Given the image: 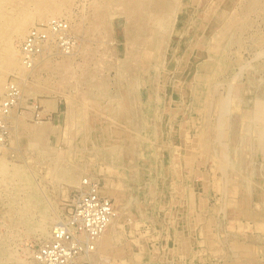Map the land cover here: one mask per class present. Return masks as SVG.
I'll return each instance as SVG.
<instances>
[{"label":"rangeland","instance_id":"obj_1","mask_svg":"<svg viewBox=\"0 0 264 264\" xmlns=\"http://www.w3.org/2000/svg\"><path fill=\"white\" fill-rule=\"evenodd\" d=\"M91 1L92 0H89L88 1L89 3H88L87 0H83V1L74 0L71 6H69V8L67 7L66 8L67 10L64 11L67 16L70 13L69 16H70V19H72L71 24L73 26L72 27L73 32L71 33L72 35L68 32L73 41L72 43L73 47L69 53L73 51L74 47L76 49V46L78 44L77 49L76 50L74 49L75 52L73 51L74 55L71 56L70 63L72 66L71 69H72L73 74L65 75L63 81L60 80L59 76L61 74V71H59L58 67L61 66L62 63H64L66 60H64L65 58H59L57 56L60 53L59 46H52L54 50L52 51L51 59L45 61V62H48L46 63V66L41 70H40V66L39 68L37 67V69L34 70L35 72L31 76H29V77H32V79L29 80V83L30 85H32V87L29 85L31 88H26V89L28 91L34 92L35 95L27 96L26 94H23L22 104L19 107H17L16 110H14L16 114L12 113L11 119L9 120V122H7L11 131L9 132V135H8L9 138L6 143L5 150L3 151L0 150V161L5 160L8 169L9 168L11 169L12 166L13 167L18 166L22 168L25 174L29 176L30 180L36 187L38 197H39V203L36 206L31 207L29 214L31 216V219L33 218L32 221H35V220H36L35 222L44 221L45 230L47 231L46 232L47 235L42 236L40 232L38 231L36 232L35 230H28L26 229L25 226L18 224V223L16 224V227L11 229L12 230L11 231V230H8V228L2 226L3 221L2 219H0V225L2 223L1 225L2 227L0 226V241L3 243V247L8 250L7 254L11 259V261L9 263L7 262V264H22V261H24V263L26 262V263L35 264L33 261H31L30 259L31 257H27L25 253L31 252L30 254L32 253L34 254V252L39 248L41 244L47 242L50 239L52 230H54L56 225L62 222L64 218L67 216V212L69 208L71 207L70 205L75 197V194L77 193V189L79 188L78 183L80 179L84 180V178H89V177L98 179V178L105 177V176L113 177V178L116 177L123 184L121 188V192H119L120 189L118 191L120 194L119 195L120 200L123 201L122 203H119L122 205V208L118 212L116 211L117 214H116V217H114V219L119 218V221H117V223L115 222L116 223L115 224L116 226L115 238L116 239L118 238V239L115 240L114 238L113 245L111 247V252H100L99 250L97 251L95 250L94 253L92 254L91 264H177V262L174 261L175 259L173 260L171 256L172 254L170 252L174 248L173 234H174L175 226L177 224L176 219L174 218L177 215L176 206H173L172 203L170 202L171 198H170L169 186H168L172 182L171 180L173 179L172 171H171L170 155L173 153L174 154L182 153L181 151H182L183 142L187 139L194 140L196 134H198L199 131L200 132L203 131L204 129L203 123H207L209 125L215 124V122L217 121L215 120L216 117L217 118L219 117L218 110L215 109L217 99L227 97L228 90L231 85L232 86L234 85L243 86V85L248 84L249 79H250L248 73H249V70H251L252 68H253V71H254L253 74L256 80L254 82L255 83L254 92L250 96L258 100L264 99V0H260V4L259 6H257V9L253 13H249V14H246L245 12H243V9H245L246 5L248 4L247 0H242V1L241 0H228L230 7H231V12H232L230 18L234 19L236 22H238V24L242 23L244 27L240 31H238L237 29L232 30L231 34H233L232 37H234V42L233 44L229 45V47H227L226 51L228 50V48L229 50L224 53L225 58L227 57L226 60L228 61V66L225 68V70L222 69V71H220L219 74L214 75L213 76L214 78H211L210 83L213 82L216 84H211L212 86L206 87L205 83L202 81L204 80V77L207 74H205V72L197 71L198 76L202 77V80L199 79L201 80L202 84L197 85V82H199V80L193 81V83H195L194 84L195 95L198 96L200 100H203L205 95H207L208 93L212 94L211 96L208 94L210 96L208 97L211 99V102L213 103H211L210 107L206 110L203 107L201 108L198 107V110L191 112L189 114L187 113V110L191 108L190 107L188 108V106L187 107L185 106V105L190 104L188 102L189 98L187 96V93L189 91L188 90L189 87L187 85L190 82V77L193 76L194 74V71H193L194 69L191 68V71L185 72L186 74L184 73L185 76H183L185 78H182L181 79L182 81L179 84L177 81L179 68L176 67V64L174 61L176 59V56L180 55V53L183 52L185 48H189V45L191 43L190 40H191L192 33L189 32L190 34L189 35L187 32L189 30L190 24L193 23L194 25L198 26L199 23H201L202 20L205 19V17L208 20L209 19L213 20V16L211 15L210 10L208 9L207 0H197L198 3H196L195 6L192 5L191 10L188 13H187V9H185V12L179 16L178 20L176 21L174 25L172 33L169 35V40L174 48L169 50L168 52H165L164 55H165L166 61L170 64L169 70H168L169 81L171 84H174V86L179 87L181 90H184L186 92L184 94L186 95L184 96L186 101L179 99L178 95L176 94L174 95V93H171L168 90L165 93L160 94L162 111L164 110L163 113L171 112L168 104L174 101L176 105H178V107L174 109V112L177 111L178 113H176L175 116L173 115V113L170 116L163 115L161 116L160 119L157 120L156 118L153 117L155 107H154V103L152 102V99L151 101H147L148 103H150L149 105L140 106L138 101L135 100L133 95L128 97L126 100L123 98V100H125V103L127 104L132 103L130 108L133 111L132 116L134 118H132L130 125L125 124V121L124 123H121L120 125L125 126V127L128 126L129 130L131 128H141L143 130L148 131L150 129V131H152L153 129L151 126H155V124H157L160 126L159 134H161L157 141L156 139H154L155 137H152L151 145L143 146L140 143H138L137 141L138 139H136L133 142L134 146L132 145V148L134 150V153L132 156L135 160L136 166H138L140 163H145V164L151 163L154 168L150 172H146V173L139 172V173H134L130 176L126 174L124 175L122 172L120 174H116L114 173L115 171H112V170L110 171L108 169L106 170L104 166L105 161L94 159L95 157L94 151H93L94 146L93 145L90 146V144H84V143L80 144L79 143L85 131L84 127L82 126L80 122V120L82 121V117H83L82 113L80 112L82 111L80 108L79 110L77 107H75L73 111L75 113V115L73 116V122L69 119V116H67L70 110V105L72 103L70 99L71 98L72 100L79 99L81 94L88 92L86 90V84H85L86 81L79 74L81 72V69L85 67L84 62L86 61L88 62L86 63L88 64L87 66L90 69L92 68L97 69L96 78L94 79L98 81L99 79H103L106 82L107 88H109L108 94L110 97L116 96V92H118L117 91L118 87L125 86L126 85L125 83H129L127 79L118 80L117 75H115L117 71V61H123L125 59L126 37H125V29H124V26H125L124 19L122 16L118 14L119 13L118 8L110 6L109 11L110 13L113 14L114 17L110 21L104 24V27H105L104 31L102 30L101 32H94L91 23H92V18L95 15V11L91 6ZM218 1L219 0H212L209 2L216 4L218 3ZM81 3L83 4L84 7L82 6ZM68 11L70 12L68 13ZM65 14H64V17L62 16V19L64 20L68 18L67 16H65ZM114 14H117L116 17ZM54 19H57V18H54ZM247 23L249 25H247ZM43 24L44 22L38 24V22L35 21L32 27L31 28L29 27L27 30L30 31L31 29L35 28L33 26H39ZM76 25H79V28H77L79 29V32H78L79 34L78 33L76 34ZM101 36L103 38H101ZM74 37L80 41H77L76 39L74 40ZM24 38L25 37H23L22 39H17L14 36L11 37L12 46H14L13 47L14 50H18L19 52L20 44ZM78 42L79 43L83 42V43L79 44ZM209 43H210L209 45L213 44L212 41H210ZM100 44H102L103 46L101 47ZM180 44H182V46ZM86 49L88 51L90 50L91 52L88 53ZM230 54L232 55L234 54V55L232 56ZM90 57L92 58L91 61L88 60V59H91ZM234 60H236V62ZM99 63H100V66H99ZM221 76L223 77V80ZM13 78L14 76L12 74H8L6 76L5 82L12 81V80L15 81V79ZM232 78H233V81H231ZM181 83L183 84V86ZM153 84L155 83L151 79L146 86V89H148V91L151 93H153L154 91L153 87L155 85ZM36 85L46 86V88L50 90L48 89L42 90V91L40 90L41 92H39V90H35L33 88ZM54 87H56L57 90ZM67 87L69 88L67 89ZM46 92L48 94H46ZM221 92L222 93L224 92V93L222 94ZM0 98H1V95H0ZM64 99L66 100V102ZM46 104H49V105L51 104V105L48 107ZM56 105L58 108V112L56 114H52V112H49V111H54ZM28 106H31V107L35 106L37 112L40 113V119L38 121L33 120L32 118L33 112L32 111L30 112L27 109ZM233 106L231 107V109L229 110V112L227 113L225 117L226 119L225 120L226 138L223 139L224 142L222 141L223 143L222 145L223 146L225 145L226 149L228 148L229 150L227 151H228V156L230 157L229 159L231 160L230 168H229L230 170L227 171L228 173L226 172V174H222L219 170H216L214 168H212L213 169L212 170L211 169L212 163L210 162L212 161L211 160L212 158L210 157L206 159L205 165H202V166H197L191 163L187 171L189 173L188 178L184 179L180 183L185 188H188V185L191 183L197 184L200 182H206L205 205H206V209L208 210V212L203 214L202 220L200 219L196 221L194 220L193 222V223L196 222V224L194 225L196 227L195 232L197 235L194 236L195 242H193L191 238L189 239V241H191V244H192V247L189 248V252H182L184 254V255L182 254L183 256H185V253L187 254L186 257H184V261H186L185 264H238V263L239 264H264L263 262L264 260L261 258L262 255L264 254V233L261 229L260 230L257 229L258 223L264 222V206L260 205L261 206L260 207L258 205L259 203H256V202L262 201L264 198L262 200L258 199V197H255V195L251 193L249 194V192L246 193L244 192V190L242 191L241 188H237L239 187V183L237 179L242 178L248 173L250 174V172L256 179H261V177L264 176V164H262L258 160L252 161L250 159L248 160L249 163L247 162L246 155L248 154V152L251 150L252 147L250 145L244 144L243 141L241 142V139L243 140V138L245 139L248 138L250 141L252 140V138L254 139L256 137L255 135L256 127L253 124L248 123L246 120L242 118V113L245 112V110H247L246 107L239 108L238 105H233ZM46 109L47 111H45ZM86 112H87L86 114L87 128L90 129L93 127L96 130H99V128H101L104 122L100 121L98 117H96L95 115H92L91 113L89 114L88 113L89 111H86ZM27 114H31V116L29 117ZM228 116H230L231 118ZM15 118H18L17 120H20V119L23 121L25 120L24 123L22 122L23 124L19 125L21 128L17 127L16 129L14 127L13 125L14 121L12 120H14ZM231 119H233V121ZM200 122L202 123L200 124ZM33 123H38V124H33ZM178 124L180 125V127H177ZM42 125L45 126L46 133L43 136L40 135L38 140L35 138L33 139L30 138L31 133H34L35 129ZM122 126L121 128L123 129L124 127ZM252 130H254V132ZM185 134L187 135V139H186ZM69 136L71 138H69ZM236 138H238L239 140ZM28 139H31V140H28ZM154 142H157V143H154ZM31 144H34L35 147H33ZM69 145H70V149H67L69 148ZM60 148L62 152L60 151ZM220 148H221L220 145L217 143L213 145V150L216 149L217 153L219 152ZM233 150H236V151L233 152ZM64 153L65 154L70 153L69 163L71 164L74 163L73 165L75 166V168L68 169V164L65 162H61V164H64V165L60 164L57 167L54 166L55 158L58 157L60 154H64ZM75 153L76 154L79 153L81 157H77L79 155H75ZM232 154H234V156ZM88 158H89V161L87 160ZM84 163L88 164V169H87L86 174L83 172V169H82ZM128 163H130L131 165L134 164L132 160L130 159L128 160ZM250 166L251 167L253 166V168H251ZM55 171L57 173H61L62 175V177L58 180L56 179L54 180L52 177V174L50 173V172L53 173ZM232 171L235 173H233ZM197 172L198 173L200 172V174H202L203 176L197 175ZM146 174H149V175H146ZM146 176L149 179L150 184H152V187L157 185V183L161 185L160 189H162V192H160L159 194H162V195L159 196L160 198L159 201H156L157 199L153 201V199L150 196L151 193H149L148 191L144 189H140V190L137 189L139 186L135 185V183L141 182L142 178ZM198 177L199 179H197ZM69 179H72L73 182H70ZM222 180H223V183H226L229 180L228 182L232 184L231 186L234 187L236 191L235 192L236 194L234 193L233 198L240 199L239 204L241 203L240 205L243 208L241 206H239V208L241 207L240 209L245 210L244 216L241 218L239 217L240 219L239 224H236V222L233 221L234 216L232 215V213H235V212L230 211L231 206L228 208V206L224 203L225 201H224L223 194H221L215 187V183L222 184ZM188 182H191V183H188ZM62 190H65V191H62ZM127 196L128 197H138L139 204L138 202L131 203ZM103 198H106L111 203V205H113L115 202V199L112 197H109V198L103 197ZM155 202H160V203H157L156 205ZM138 209L142 211L143 215H141L140 213H139L140 215L138 214V211H139ZM41 210L44 211L43 214H41ZM54 215L55 217L56 216L57 217L55 218ZM52 218H54L55 220L49 224V220ZM216 226H219L220 229L218 227L214 228ZM203 227H205L204 231H208V234L211 236V239L213 240V242L217 243L218 245L217 252L208 251L207 245H206V242H208V239L206 236L200 235L201 229ZM4 229L6 231H4ZM22 232H26L27 234L29 233L28 234L29 236L26 233H23L24 234L23 235ZM145 232H146V235H144ZM242 232L246 234L247 236L244 235ZM234 242L241 243L242 245L244 244L245 245L252 244L253 246L255 245L254 247L257 249L258 252H255L254 254H252V256H250L251 255L250 254L249 256L245 258L239 253L235 252V249L232 248ZM6 245H8L7 248H6ZM140 245H142L143 247ZM220 245L222 246L220 247ZM199 249H201L200 252H195V250H199ZM199 258H201L200 262L198 261ZM87 262H88L87 260L85 259L83 260L84 264H90L89 262L88 263Z\"/></svg>","mask_w":264,"mask_h":264},{"label":"bare ground","instance_id":"obj_2","mask_svg":"<svg viewBox=\"0 0 264 264\" xmlns=\"http://www.w3.org/2000/svg\"><path fill=\"white\" fill-rule=\"evenodd\" d=\"M88 1L89 0H87V2ZM209 1H212V0H207V2H208V9L210 10L211 15L213 16V20H210V19L208 20L204 16L205 19H203L202 22L199 23L198 26L191 23L189 26V30L187 32L188 34H189V32L192 33L191 40H190L191 43L189 45V48H185V50L183 52H181V50H180V52H181L180 55L176 56L175 61L172 60L175 62L176 67L179 68V72H178V76H177V81L179 84L182 81L181 79L185 78V77H183L186 74L185 72L191 71V68L194 69L193 70L194 74H193V76L190 77V82L187 85L189 87V89H188L189 91L187 93V96L189 98L188 102L190 104L185 105V106L186 107L188 106V108L189 107L191 108V109L187 110L188 114L198 110V107L199 108L203 107L206 110L210 107L211 103H213V102H211V99L209 98L212 94L208 93L210 96L208 94L205 95L203 100H200V98L195 95V91H194V84L195 83H193V81L199 80V79L202 80V77L198 76V72L200 71V72H205V74H207V75H205L204 80L202 81L205 83L206 87L212 86L211 84H216L213 82L210 83L211 78H214L213 77L214 75L219 74L220 71H222V69L225 70V68L228 66V61L226 60L227 57L225 58L224 53L229 50V48H228V50L226 51L227 47H229V45L233 44V42H234V37H232L233 34H231L232 30L237 29L238 31H240L244 27V25L242 23L238 24V22H236L234 19L230 18L232 12H231V7H230L228 0H219L218 3H216V4L211 3ZM247 1H248V4L246 5V8L243 9V12H245L246 14L253 13L257 9V6H259L260 0H247ZM73 2H74V0H0V95H1V98L5 97V92H6L5 89H6V83H7V82H5V79H6V76L8 74H12L14 76L13 79H15V83H16V85H18V87L20 89L22 98H23V94H26L27 96L35 95L34 92L28 91L26 89V88L32 87V85H30V83H29V80L32 79V77H29V76H31L35 72L34 70L37 69V67L39 68V66H40V70H41L46 66V63H48V62H45V61L51 59V55H52L51 52L53 50V47L52 46L49 47V45L47 43H48L49 39H52L54 37H59V34H56L54 36V34L48 33V40H46L44 42V45L46 46L45 51H43L41 54H39L37 56V58L33 59V61H35V62L30 67L24 66L21 63L22 59L20 57V53L18 52V50H14V48H13L14 46H12L11 37L14 36L17 39H22L23 37H25L28 34L29 31L27 29L29 27L31 28L35 21H37L38 24L44 22V25H45L49 21L54 20V18L58 19V18H62V16L64 17V14H65L64 11L67 10L66 8L67 7L69 8V6H71V4ZM196 3H198L197 0H99V1L92 0L91 1V6L95 11V15L93 16L92 23H91L94 32H101L102 30L104 31L105 30L104 24L106 22L110 21L114 17L113 14L110 13V11H109L110 6L118 8L119 9L118 14L120 16H122L124 19V24H125L124 29H125V37H126L125 59L123 61H117L116 60L117 61V71L115 70L116 71L115 75H117L118 80L127 79V81H129V83H125L126 84L125 86L118 87V89H117L118 92H116V96L110 97L108 94L109 88H107L106 82L103 79H99V81L94 79V78H96L97 69L96 68L90 69L87 66L88 62L87 61H86L87 63L84 62L85 67H83L82 69L80 68L81 72L79 74L86 81L85 82L86 90L88 92L81 94L79 99H76V100H74V99L72 100V98L70 99V101L72 103L70 105V110H69V113L67 114V116H69V119L73 122V116L75 115V113L73 111H74L75 107H77L78 109L80 108L82 110L80 112L82 113L83 117H82V121L80 120V122H81L82 126L84 127L85 131H84L83 137L81 138V141L79 140L80 141L79 143L80 144L81 143L90 144V146L93 145L94 146L93 151H94V156H95L94 159L100 160V161H105L104 166H105L106 170L108 169L110 171L111 170L115 171L114 173H116V174H120L122 172L124 175L126 174V175L130 176L134 173L150 172L154 168L151 163H146V164L140 163L138 166H136L135 160L132 156L134 153L132 145L136 139H138L137 140L138 143H140L143 146L151 145L152 144V142H151L152 137H155L154 139H156V141H157L159 139V136L161 135V134H159L160 126L155 124V126H151L153 129L152 131H150V129L147 131V130H143L141 128H131L129 130L128 126L125 127V126L120 125L121 123H124V121H125V124L130 125L132 118H134L132 116L133 111L130 108L132 103L127 104V103H125V100L128 97L133 95L135 100L138 101L140 106H143V105L147 106L150 104L147 101H151V99H152V102L154 103V107H155L153 117L156 118L157 120L160 119L161 116H163V115L170 116L173 113V115L175 116V114L178 113L177 111L174 112V109L176 107H178V105H176L175 101L168 104L171 112H169V113L164 112L163 113L164 110L162 111L160 94L165 93L168 90L169 92L174 93V95L175 94L178 95L179 99H181L183 101L185 100L184 96H186V95H184L186 93L184 90H181L179 87H176V86H174V84L170 83L169 78H168V70H169L170 64L166 61L164 53L168 52L169 50L174 48L172 46L170 40H169V35L172 33L174 25H175L176 21L178 20L179 16L185 12V9H187V13H188L191 10V6L192 5L195 6ZM82 6H83V4H82ZM87 6H89V5H87ZM69 12L70 11H68V13ZM69 14H68V16L65 14V16L68 17L65 20L68 24V32L71 34L73 32V29H72L73 26L71 24L72 19H70ZM114 15L116 17L117 14H114ZM114 24H115V22H114ZM79 25H76V34L79 32V29H77V28H79ZM247 25H249V24L247 23ZM39 26H41V25H39ZM33 27L36 28L38 26H33ZM81 32H83V31H81ZM102 35H104V34H102ZM95 36H97V35H95ZM178 36H180V35H178ZM101 38H103V37L101 36ZM75 39L77 40V38L74 37V40ZM77 41H80V40H77ZM210 41H212V43H213L212 45H209ZM100 45H101V47L103 46L102 44H100ZM180 45L182 46V44H180ZM77 47H78V44L76 46V49H77ZM63 48H64V51L60 52L57 55L59 58H65L64 60H66L64 63H62L61 66L58 67L59 71H61V74L59 76L61 81H63L65 75L73 74L72 69H71L72 66H71L70 62H71V56L74 55L73 51H74L75 47L71 53L66 52L65 47H63ZM239 48H240V46H239ZM90 52L91 51L89 50L88 53H90ZM43 53L46 55H44ZM80 53H82V52H80ZM230 55H232V54H230ZM53 56H55V55H53ZM95 56H97V55H95ZM85 57H86V55H85ZM91 57H92V55H91ZM115 57H116V55H115ZM82 59H84V58H82ZM88 60L91 61L92 58L88 59ZM82 61H84V60H82ZM234 61L236 62V60H234ZM99 66H100V63H99ZM75 67H76V65H75ZM76 70H78V69H76ZM73 71H74V69H73ZM253 73H254V71L252 68L251 70H249V73H248L249 78H250L248 84L243 85V86H239V85L232 86L231 85L232 82H231L230 83L231 86L229 87L227 97L217 99L215 109L218 110L219 117L218 118L216 117L215 120H217V121L215 122L214 125H209L207 123H203L204 124L203 131L202 132L199 131L198 134H196L194 140L187 139V135L185 134L187 140H185L183 142L182 151H181L182 153H180V154H178V153L174 154L173 153L170 155L171 171H172L173 179L171 180L172 182L168 186H169V193H170V198H171L170 202L172 203L173 206H176L177 215L174 218L176 219L177 224L175 226V230H174V234H173L174 248L172 249V251H170V250L169 251L172 254L171 256H172L173 260L175 259L174 261H176L177 264H185V262H186V261H184V257H186L187 254L185 253V256H183L184 254L182 252H189V248L192 247L191 241H189V239L191 238V240L193 242H195L194 236H196L197 234L195 232L196 227L194 225V224H196V222L193 223L194 220L195 221L199 220V219L202 220L203 214L208 212V210L206 209V205H205L206 182H200L197 184L188 182V183H191L188 185V188H185L180 183L184 179L188 178L189 173L187 171H188V167L191 163H193L197 166H202V165H205L206 159L210 158V157L212 158L211 159L212 161H210L212 163L211 169L214 168L216 170H219L222 174H226V172L228 170H230L229 168H230L231 160L229 159L230 157L228 156L229 150H228V148L226 149L225 145L224 146L222 145L223 144L222 141H223V139L226 138V132H225V129H226L225 120L226 119H225V117L233 105H238L239 108L240 107H246L247 110H245V112L242 113V118L244 120H246L248 123L253 124L256 127V131H255L256 137L254 139L252 138L251 141L248 138H246V139L243 138V140L241 139V142L243 141L244 144L250 145L252 147L251 150L246 155L247 162L250 159L252 161L258 160L262 164H264V99L258 100V99H255V98L250 96L254 92V89H255V83L254 82H255L256 78H255ZM151 79L155 83V84H153V85H155L153 87V89H154L153 93L149 92L148 89H146V86ZM201 80H199V82H197V85L202 84ZM222 80H223V77H222ZM71 81H73V80H71ZM231 81H233V78ZM218 82H220V81H218ZM222 85H224V84H222ZM225 85H226V83H225ZM27 86H29V87H27ZM182 86H183V84H182ZM219 87H220V85H219ZM33 88L35 90H39V92H41L42 90L48 89V88H46V86H38V85L34 86ZM50 88H52V87H50ZM54 88H56V87H54ZM68 88L69 87H67V89ZM213 88H214V86H213ZM30 90H32V89H30ZM48 90H50V89H48ZM56 90H57V88H56ZM52 92H54V91H52ZM226 92H227V90H226ZM210 93H212V92H210ZM46 94H48V93L46 92ZM216 94H217V92H216ZM54 95H55V93H54ZM59 95H60V93H59ZM61 95H62V93H61ZM123 98L125 100H123ZM256 98H257V96H256ZM65 102H66V100H65ZM134 103H135V101H134ZM46 105L49 107L51 104L50 105L46 104ZM55 109H56V107H55ZM14 110H16V109H14ZM14 110H12L10 112V114H8V122L11 119L12 113H15ZM86 111H89L88 112L89 114L91 113L92 115H95L96 117H98V119L100 121L104 122V124L102 123L103 125L101 126V128H99V130H96L93 127L90 129L87 128V126H86V114H87V112ZM182 113H183V111H182ZM134 114H136V113H134ZM27 115L29 117L31 116V114H27ZM211 115H212V113H211ZM81 116H80V118H81ZM142 116H144V115H142ZM228 117H230V116H228ZM17 119L18 118H15L14 120H12V121H14V123L13 122L12 123L16 129H17V127H20L19 125L23 124L25 121V120L23 121L21 119L20 120H17ZM156 119H154V120H156ZM200 119H201V117H200ZM231 120L233 121V119H231ZM201 123L202 122H200V124ZM33 124H38V123H33ZM121 126L124 127L123 128L124 130L121 128ZM177 127H180V125L178 124ZM145 128H146V126H145ZM148 128H149V126H148ZM126 129H128V130H126ZM239 129H240V127H239ZM248 129H250V128H248ZM252 131L254 132V130H252ZM15 132H16V130H15ZM45 133H46V128H45V126L42 125V126L37 127L35 129L34 133H31L30 138H32V139L35 138L38 140L39 136L40 135L43 136ZM14 134H16V133H14ZM8 138H9V136H8ZM69 138H71V137L69 136ZM228 139H229V137H228ZM236 139H238V138H236ZM28 140H31V139H28ZM154 143H157V142H154ZM216 143L219 144L221 147L219 149L218 153H217L216 149L213 150V145ZM11 145H13V144H11ZM31 145L33 147H35L34 144H31ZM172 147H174V146H172ZM166 148H167V146H166ZM215 148H216V146H215ZM67 149H70V145H69V148H67ZM73 149H75V148H73ZM174 149H176V148H174ZM0 150H2V151L5 150V147L0 146ZM60 151L62 152L61 148H60ZM234 151H236V150H233V152ZM69 154L64 153V154H60L58 157L55 156L56 158L54 161V166L57 167L61 164V162H65L68 164V169L69 168H75V166L73 165L74 163L73 164L69 163L70 162L69 161ZM75 155H79L77 157H81V155L79 153H77V154L75 153ZM232 155L234 156V154H232ZM13 156H14V154H13ZM236 158H238V157H236ZM129 159L132 160V162L134 163L133 165L128 163ZM150 159H152V158H150ZM87 160L89 161V158ZM61 165H64V164H61ZM251 168H253V166ZM52 169H54V168H52ZM82 169H83V172L86 174L87 169H88V164L84 163ZM240 169H242V168H240ZM232 172H231V174H232ZM50 173L52 174V177L54 180L55 179L58 180L62 177L61 173H57L56 171L53 173L52 172H50ZM233 173H235V172H233ZM146 175H149V174H146ZM197 175L203 176L202 174H200V172L199 173L197 172ZM49 176H50V174H49ZM260 177H261V175H260ZM84 179H86L85 180L86 182H88L89 184L94 186L93 190H95V193L99 197H107V198L112 197L115 199V202L112 205V207H113V210L115 213L114 217H116V214H117L116 211L118 212L122 208V205L119 204V203L123 202L122 200H120V197H119V195H120L119 192H121V188L123 185L122 182L116 177L113 178V177H106V176L98 178V179L97 178L94 179V178H90V177L84 178ZM197 179H199V177ZM221 179H222V177H221ZM69 181L73 182L72 179H69ZM82 181H83V179H80V181L78 183V187L81 185ZM192 181H193V179H192ZM228 181L226 183H223V180H222V184L221 183L220 184L215 183V187L221 194H223L224 201H225L224 203L228 206V208L231 206V210L230 209L229 210L235 212V213H232V215L234 216L233 221L236 222V224H239V220H240L239 217L241 218L244 216L245 210L240 209L242 207L240 205L241 203L239 204L240 199H234L233 198V195L236 191H235L234 187L231 186L232 184ZM237 181L239 183V187H237V188H241L242 191L244 190V192H246V193L249 192V194L251 193V194L255 195V197H258V199L262 200L264 198V176H262L261 179H256L252 175V173L250 172V174L248 173L245 176H243L242 178H238ZM74 182H76V181H74ZM75 185H77V184H75ZM135 185L139 186L137 188L138 190L144 189V190L148 191L149 193H151L150 196L153 199V201L156 199H157L156 201H159V199H160L159 196L162 195V194H159L160 192H162V189H160L161 185H159L157 183V185L152 187V184H150L147 176L143 177L141 182H136ZM213 187H214V185H213ZM119 189H120V191H119ZM62 191H65V190H62ZM0 194H1V196H0V219H2V221H3V225L1 223L2 226L8 228V230H11L14 227H16V224L18 223V224L25 226L26 229H28V230H35L36 232L37 231L40 232V234H42V236L47 235L46 234L47 231L45 230V222L44 221L35 222L36 220L32 221L33 218L31 219V216L29 214L31 207H34L39 203V197H38L36 187L34 186L32 181L30 180L29 176L27 174H25V172L22 168H20L18 166L17 167L12 166L11 169L10 168L8 169L5 160L0 161ZM128 199L130 200L131 203L132 202L137 203L139 200L138 197H128ZM157 203H160V202H155L156 205H157ZM222 203H223V201H222ZM256 203H259L258 204L259 206L260 205L264 206V199L262 201H259ZM138 204H139V202H138ZM237 204H239V205H237ZM232 205H234V206H232ZM239 206H241V207L239 208ZM136 208H137V206H136ZM215 209H214V211H215ZM138 210H139L138 214L140 213L141 215H143L142 211L140 209H138ZM43 213H44V211L41 210V214H43ZM159 213H161V212H159ZM234 214H236V215H234ZM54 217H55V215H54ZM117 217H118V215H117ZM54 220H55L54 218L50 219L49 224L52 223ZM117 221H119V218H117V219L113 218L111 220V222L109 223V225L107 226L105 231L96 240L94 251L99 250L100 252H111V247L113 245V240H114L115 234H116L115 224L117 223ZM217 224H218V222H217ZM217 224H215V225H217ZM217 227L219 228V226H216L214 228H217ZM257 227H258L257 228L258 230L261 229L264 233V222L258 223ZM239 228H240V226H239ZM242 228H243V226H242ZM204 229H205V227H203L201 229L200 235L207 237L208 242H206V245H207L208 251L209 252H217L218 251L217 243L213 242V240L211 239V236L208 234V231H204ZM4 231H6V230L4 229ZM23 233H26V232H22V234ZM144 235H146V232ZM244 235H246V234H244ZM9 238H11V237H9ZM46 238H47V236H46ZM19 239H21V238H19ZM117 239L115 238V240H117ZM222 245H220V247ZM7 246L8 245H6V248H7ZM140 246H142V245H140ZM254 246L252 244L242 245L241 243L234 242L232 248L235 249V252L239 253L240 255H242L246 258L250 254H251L250 256H252V254H254L255 252H258ZM12 247H14V246H12ZM94 251H92L86 258H84L90 264H91L92 254L94 253ZM200 251H201V249L195 250V252H200ZM7 252H8V250L3 247V243L0 241V264H7V262L9 263L11 261ZM30 253L26 252L25 254L27 255V257H31L30 258L31 261H33L35 264H38L33 257L34 256L33 253L32 254H30ZM261 258L264 260V254L262 255ZM25 259H23V260H25ZM100 259H102V258H100ZM200 260H201V258L198 259L199 262H200ZM98 261H100V260H98ZM22 264H33V263H26V262L24 263V261H22Z\"/></svg>","mask_w":264,"mask_h":264},{"label":"built area","instance_id":"obj_3","mask_svg":"<svg viewBox=\"0 0 264 264\" xmlns=\"http://www.w3.org/2000/svg\"><path fill=\"white\" fill-rule=\"evenodd\" d=\"M48 33L59 34V37L49 39V47L59 46L60 52L65 47L66 52H70L73 41L68 33V24L62 18L54 19L31 29L22 40L19 53L24 66L33 65V59L45 51L44 42L48 40ZM5 90V97L0 98V146L4 147L10 132L8 114L23 101L15 81H8ZM27 109L33 112V120L40 119L35 106H28ZM93 187L85 179L82 181L67 216L52 230L50 239L34 252L33 257L38 264H84V258L94 251L96 240L115 215L111 203L99 197Z\"/></svg>","mask_w":264,"mask_h":264},{"label":"crops","instance_id":"obj_4","mask_svg":"<svg viewBox=\"0 0 264 264\" xmlns=\"http://www.w3.org/2000/svg\"><path fill=\"white\" fill-rule=\"evenodd\" d=\"M43 107H44V106H43ZM55 107H56V109H55L54 111H49V112H52V114H56V113L58 112L57 105H56ZM45 111H47V109H46Z\"/></svg>","mask_w":264,"mask_h":264}]
</instances>
